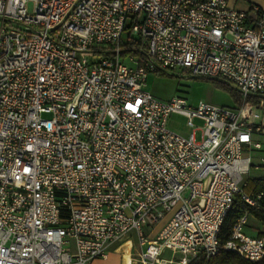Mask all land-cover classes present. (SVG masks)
Masks as SVG:
<instances>
[{
  "label": "built area",
  "instance_id": "obj_1",
  "mask_svg": "<svg viewBox=\"0 0 264 264\" xmlns=\"http://www.w3.org/2000/svg\"><path fill=\"white\" fill-rule=\"evenodd\" d=\"M126 29L138 55L123 58ZM166 71L223 79L242 104L158 100L145 82ZM255 97H264L258 7L0 0V264H93L132 234L140 264L220 251L264 261V236L243 233L245 215L219 242L236 197L257 207L261 196L244 192L249 153L260 149ZM171 114L186 119L187 138L168 130Z\"/></svg>",
  "mask_w": 264,
  "mask_h": 264
},
{
  "label": "rangeland",
  "instance_id": "obj_2",
  "mask_svg": "<svg viewBox=\"0 0 264 264\" xmlns=\"http://www.w3.org/2000/svg\"><path fill=\"white\" fill-rule=\"evenodd\" d=\"M28 8L31 10V5H29ZM126 26H129V21ZM128 38L129 32L126 29L121 37L122 43H126ZM144 90L148 91L152 96L161 101H169L175 97H182L186 99L187 103L192 107L196 106L199 101L225 107L234 105V101L229 91L216 86V84L210 79L193 77L184 71L151 73L147 77ZM193 125L196 128H200L202 122L194 120ZM167 128L171 132L184 138H187L191 133V129L186 125V119L178 114H171L169 116ZM199 138L200 131H196L195 139L198 141ZM255 173L256 172L253 168H251L249 177L254 176ZM159 224H157V226Z\"/></svg>",
  "mask_w": 264,
  "mask_h": 264
},
{
  "label": "crops",
  "instance_id": "obj_3",
  "mask_svg": "<svg viewBox=\"0 0 264 264\" xmlns=\"http://www.w3.org/2000/svg\"><path fill=\"white\" fill-rule=\"evenodd\" d=\"M227 3L230 7L238 11H249L252 7H258L260 11L264 12V0H227ZM229 108H236V106L233 105ZM257 112L259 117L254 120V125L252 126V140L260 145V149H253L249 153L251 168H253L256 173L254 176L250 177L248 173L245 177V181H247V178L264 177V164H261L259 160L260 158H264V108L259 109ZM161 226L162 223L153 229L152 227L146 228L144 232L148 238H153ZM242 231L249 237H258V234L262 237L264 236V225L260 224L249 214H245ZM127 243H129V247ZM139 253L140 250L137 246L136 236L132 234L129 239H124L111 246L108 249L106 259H96L93 264H140L138 261ZM166 257H169V254H167ZM248 264H264V261L258 263L249 262Z\"/></svg>",
  "mask_w": 264,
  "mask_h": 264
},
{
  "label": "trees",
  "instance_id": "obj_4",
  "mask_svg": "<svg viewBox=\"0 0 264 264\" xmlns=\"http://www.w3.org/2000/svg\"><path fill=\"white\" fill-rule=\"evenodd\" d=\"M136 42L131 39L126 43L122 44L121 56L123 58L138 55L137 51L134 49ZM212 80L216 86L226 89L230 92L231 97L234 101V105L236 107H240L242 102L240 99L239 93L231 86V84L223 79L214 78ZM264 99V97H255L252 100L253 104H258L259 100ZM244 192L247 195H250L252 198L256 199L258 195L260 199L257 200V207L249 206L247 203L241 199L240 196H237L231 209L227 212L224 222L221 226L220 234H219V242L220 244L225 243L232 231L235 223L242 218L245 214H249L252 218L258 221L260 224L264 225V177L261 178H247L246 186L244 188ZM258 237H261L258 234ZM249 262L241 259L237 255L220 251L214 257L206 259L205 257H199L192 264H248Z\"/></svg>",
  "mask_w": 264,
  "mask_h": 264
},
{
  "label": "bare ground",
  "instance_id": "obj_5",
  "mask_svg": "<svg viewBox=\"0 0 264 264\" xmlns=\"http://www.w3.org/2000/svg\"><path fill=\"white\" fill-rule=\"evenodd\" d=\"M127 246L129 247V243H127Z\"/></svg>",
  "mask_w": 264,
  "mask_h": 264
}]
</instances>
